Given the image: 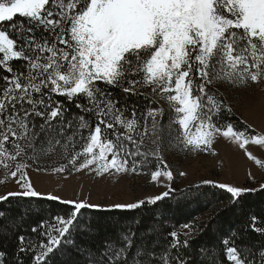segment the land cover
I'll return each instance as SVG.
<instances>
[{"label": "snow or ice", "instance_id": "6c2138e0", "mask_svg": "<svg viewBox=\"0 0 264 264\" xmlns=\"http://www.w3.org/2000/svg\"><path fill=\"white\" fill-rule=\"evenodd\" d=\"M0 72L8 73L0 75V184L17 186L0 203L37 198L69 206L55 215L45 210L29 228L30 209L15 219L0 211V219L8 217L0 234L24 233L13 252L0 250V264H23L29 254L31 264H53L71 252L84 264H264V244L242 243L250 232L264 237V215L255 213L220 238L222 247L192 246L214 229L213 216L167 228L166 211L146 226L143 217L117 221L115 235L95 247L77 239L99 235L86 217L90 209L134 212L166 198L179 207L207 196L199 190L205 185L226 192L227 206L236 207L253 191L205 179L195 192H178L163 152L167 144L216 155L222 137L264 169L249 150L264 149V133L224 119L233 106L219 90L264 86V0H0ZM29 169L101 178L150 173L166 190L105 209L38 191Z\"/></svg>", "mask_w": 264, "mask_h": 264}, {"label": "rangeland", "instance_id": "374dc122", "mask_svg": "<svg viewBox=\"0 0 264 264\" xmlns=\"http://www.w3.org/2000/svg\"><path fill=\"white\" fill-rule=\"evenodd\" d=\"M219 90L228 96L236 114L256 131L264 133V86L253 85L232 91L225 86ZM164 107L167 109V105ZM213 147L216 155L207 152L185 153L170 149L165 144L163 158L173 171L172 186L175 189L181 190L205 179L248 189L264 186V169L248 159L244 151L234 143L218 137ZM249 150L257 158L264 159V149L260 146L249 145ZM52 159L55 157L42 159L40 165L46 166ZM180 172L187 175L181 176ZM29 176L36 189L42 193H53L66 200L87 199L90 203L99 204L105 209L116 203L137 202L166 190L151 181L150 173H129L119 177L106 175L101 178L89 174L87 170L68 175L29 169ZM2 178L3 170L0 169V179ZM16 189L15 182L9 180L5 184H0V195Z\"/></svg>", "mask_w": 264, "mask_h": 264}, {"label": "trees", "instance_id": "16d2710c", "mask_svg": "<svg viewBox=\"0 0 264 264\" xmlns=\"http://www.w3.org/2000/svg\"><path fill=\"white\" fill-rule=\"evenodd\" d=\"M19 63V62H17ZM0 75H8L6 72H0ZM2 83V81H0ZM66 106L70 107V111H78L71 107L70 102L64 101V98H60ZM131 102V101H130ZM233 115L224 117V119L233 122L236 125L247 127L249 132H256L249 124H247L238 114L233 110ZM166 122V121H165ZM157 162L153 160V165ZM201 185V182L184 188L187 190L191 187L192 191H196V186ZM182 190V189H181ZM203 193H207V196H201L199 200L186 202L177 207L176 200L165 199L158 202L156 206L148 205L145 208L137 209L134 212H123L120 210L113 211H98L90 209L86 211V217L91 219L95 226L99 227L100 232L98 236L88 237L82 239L77 237L81 244L91 243L93 247L101 243L106 237L114 236L116 227L113 225L117 221L130 220L132 217H143L145 226L147 222L152 219L153 214L158 211H166L171 216V220L167 223L166 227L171 228L173 225L179 227L185 222H193V217H199L195 223H200L207 220L208 217L214 218L210 221L214 225V229L205 231L202 235L192 239L193 248L199 245H220V238L227 235L230 229L239 225L244 221L249 213H255L257 215H264V186L253 189V191L247 193L236 207L227 206L228 194L218 189H213L211 186H203L199 189ZM179 192V190H177ZM214 201H224V203H218L212 206ZM68 205L60 204L55 201H48L45 199H19L10 198V201L0 203V211H4L6 214H10V218L15 219L24 214L25 210L30 209L27 219L24 221V227L29 228L32 225L39 223L41 219H44L45 210H50L53 215L56 212H64L68 209ZM0 219V224H4L6 219ZM183 231V229H181ZM24 234L22 232H13L11 236L0 234V250H5L9 253L13 252L17 245V236ZM27 235L36 236L35 233H31L29 230ZM264 244V237L250 232L248 239L242 241L244 244L256 245L257 243ZM71 252V250H69ZM223 258V257H222ZM31 254L23 257V264H31ZM53 264H84L82 258L75 252H71L65 258L57 257L53 260Z\"/></svg>", "mask_w": 264, "mask_h": 264}]
</instances>
